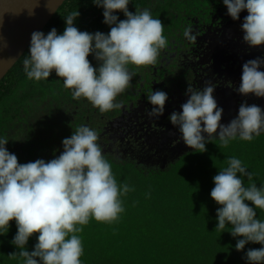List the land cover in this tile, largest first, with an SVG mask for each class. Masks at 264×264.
Listing matches in <instances>:
<instances>
[{
    "label": "clouds",
    "instance_id": "9594fccd",
    "mask_svg": "<svg viewBox=\"0 0 264 264\" xmlns=\"http://www.w3.org/2000/svg\"><path fill=\"white\" fill-rule=\"evenodd\" d=\"M92 2L103 9V23L110 28L107 34L80 31L75 25L79 12H73L64 17L62 33L52 28L47 34H31L23 65L28 79L47 80L54 71L66 88L73 89L74 99L84 97L101 111H108L120 107L114 101L133 78L128 65L156 62L160 49L166 46L164 25L159 18H153L149 9L129 11L130 0ZM223 4L233 20H239L240 13L246 10L248 15L241 24L243 41L249 47L264 45V0H223ZM118 12L126 19L120 20ZM184 36L196 39L191 28L185 30ZM89 55L96 60V66L89 61ZM261 69L264 58L246 61L236 91L243 96L264 97ZM212 85L208 83L200 89L188 86V98L181 111L169 116L183 142L198 153L207 151L206 144L212 140L218 139L226 147L237 138L252 141L264 131V109L246 102L240 104L234 119L222 124L223 108L217 105ZM147 100L154 106L149 117L163 115L167 93L152 91ZM97 141L95 130L81 126L62 140L63 151L58 156L21 164L6 148L9 140L0 137V235L4 229L9 231L10 221L15 220L17 226L11 243L18 251L10 257L19 256L22 264H82L84 248L77 235L83 231L80 226L87 225L90 219L109 224L119 220L125 211L121 197L134 188L126 182L117 183L112 165ZM252 175L240 159L229 157L227 166L213 177L210 196L221 205L215 229L230 225V234L242 237L235 244L237 251L249 243L262 245L249 248L244 259L247 264H264V221L257 218V209L264 210V185L245 186L244 177L251 181ZM37 233V242L29 251L26 245Z\"/></svg>",
    "mask_w": 264,
    "mask_h": 264
},
{
    "label": "trees",
    "instance_id": "16d2710c",
    "mask_svg": "<svg viewBox=\"0 0 264 264\" xmlns=\"http://www.w3.org/2000/svg\"><path fill=\"white\" fill-rule=\"evenodd\" d=\"M221 2L130 0L129 11L149 9L153 18L161 20L166 46L160 49L154 64L128 65L134 75L114 101L120 107L101 111L84 97L74 99L73 89L66 88L54 71L47 80L28 79L23 65L28 50L0 82V137L9 140L6 148L17 156L19 163L53 159L63 151L64 138L79 127L88 126L96 131L97 143L111 163L117 183L126 182L134 188L121 197L125 211L117 222L109 224L90 219L87 225L80 226L83 231L77 235L84 248L80 257L82 264H247L245 252L262 247L249 243L244 250L237 251L235 244L242 237L234 238L230 225L215 229L216 212L221 205L211 198L210 192L214 187L213 177L227 166L229 157L240 159L253 174L251 181L244 177L245 186L264 185V131L252 141L237 138L226 147L215 139L206 144L207 151L203 153L191 150L156 166L111 156L104 148L110 141L108 123L114 122L117 115L136 112L137 117L149 118L143 102L148 101L152 91L167 93L165 104L175 102L178 97L180 106L186 102L185 92L190 86L187 82L193 70H187L184 64L192 63L193 57L183 60L181 56L186 50L192 52L200 47L202 24L219 13V7L223 8ZM76 11L79 17L75 25L80 31L105 34L110 31L103 23V9L92 0H67L43 32L47 34L55 28L62 33L64 17ZM116 14L120 20L126 19L123 13ZM187 28L192 29L196 39L184 36ZM88 59L93 66L97 65L93 56L89 55ZM168 61L172 63L170 67L177 66L186 72L177 73L176 77L166 65ZM200 72L204 73L201 67ZM246 203L255 207L249 201ZM257 218L264 221V210L257 209ZM16 233L15 220L9 222L8 232L2 230L0 264H22L19 256H9L18 251L11 243ZM37 235L26 245L29 251L33 250Z\"/></svg>",
    "mask_w": 264,
    "mask_h": 264
},
{
    "label": "flooded vegetation",
    "instance_id": "af4514ba",
    "mask_svg": "<svg viewBox=\"0 0 264 264\" xmlns=\"http://www.w3.org/2000/svg\"><path fill=\"white\" fill-rule=\"evenodd\" d=\"M219 8V13L215 16L218 22L225 25L226 22L233 21L232 18H229L230 16L226 12L222 11L225 8ZM242 12L240 13V19L248 15L246 10ZM222 28L223 26L216 30L212 28H202L200 47L194 49L192 52H188V50H186L184 56H181V59L184 60L193 57L192 63L189 62L187 65L184 64V68L186 67L187 70H193L191 73L192 78H189V82H187L192 88L200 89L206 84L211 83L213 84L212 86L215 87L213 95L217 101L218 107H233L230 111H225L223 109L221 121L222 124L226 125L237 116L241 103L246 102L249 105L256 104L264 109V97H256L252 96L251 94L248 96H243L239 94L236 91V89L239 87V84H236L234 88H230L231 90L221 88L217 80H215V77L209 72L213 71V69L206 66L205 68L204 66H199V63L206 65V63H208L210 60L217 61L216 67L218 66L217 54L219 51L222 53V50L219 46V43L217 45H212L210 40L215 33L220 35L222 33ZM223 38L227 40L226 36ZM215 49L218 50H216L214 53H211L212 50ZM197 54H203V56L198 57ZM170 64H172L170 61L166 63L168 67H170ZM200 67L203 69L204 73L200 72ZM216 67L214 69H216ZM170 68L173 69L176 77L179 76L177 73L182 74L186 72L182 71L177 66H174V68L171 66ZM239 70L240 69H237V72H239ZM206 72H209V75ZM178 102L179 97L175 99V102L173 101V103H171L170 101L168 104H165L163 115L159 116L158 118L149 117L147 114L146 116L149 118L145 120V116L141 118L137 117L138 114L136 112L130 114L126 112L119 116L117 115L118 117L116 116L113 119L114 122L108 123V129L110 132L108 139L110 141L108 144L104 145L106 152L111 156L129 158L132 160L137 159L140 163L144 162L150 166H156L167 163L168 160L172 158L176 159L183 153L193 150L189 146L188 148H184V146L187 145L180 138L181 134L178 128L173 126L169 120V116L172 112L181 111V106L178 104ZM143 103V106L145 107L143 108L148 112L154 107L148 101H144ZM145 110L141 111V113ZM137 118H140V120H137ZM218 131L219 129L217 132ZM204 135L207 136L206 133ZM180 148L185 150L181 151ZM178 150H180V153H178Z\"/></svg>",
    "mask_w": 264,
    "mask_h": 264
},
{
    "label": "water",
    "instance_id": "95a60500",
    "mask_svg": "<svg viewBox=\"0 0 264 264\" xmlns=\"http://www.w3.org/2000/svg\"><path fill=\"white\" fill-rule=\"evenodd\" d=\"M67 0H0V82Z\"/></svg>",
    "mask_w": 264,
    "mask_h": 264
},
{
    "label": "rangeland",
    "instance_id": "374dc122",
    "mask_svg": "<svg viewBox=\"0 0 264 264\" xmlns=\"http://www.w3.org/2000/svg\"><path fill=\"white\" fill-rule=\"evenodd\" d=\"M222 6L223 8H225L222 11L227 13L226 6L223 3ZM243 20L244 18L233 21L230 20L231 22L228 21L224 25L218 22L215 17H213L210 22H204L202 24V27L204 29L212 28L214 30L223 26L222 33L220 35L215 33L212 39L210 40L212 45H217L219 43V46L221 47L222 50V53L219 51L217 54L218 66L216 67L217 61H213V60H210L208 63H206V65H202L201 63H199V66H206L213 69V71H209V72L215 77V80H217L221 88L230 89V88H234L236 84L240 85L242 65L246 61L255 59L257 57L264 58V45H260L257 47H249L243 41V32L241 31V24ZM225 36L227 40L223 38ZM216 50L218 49L212 50L211 53H214ZM197 56L202 57L203 54ZM215 67L216 69H214ZM237 69H240L239 72H237ZM261 70L264 71V69ZM209 72L206 73L209 75ZM251 95L255 96L254 94ZM232 108L233 107L223 108V109L225 111L227 110L230 111L232 110ZM185 147L188 148V146H184V148ZM180 150L183 151L185 149L180 148ZM180 150H178V153H180Z\"/></svg>",
    "mask_w": 264,
    "mask_h": 264
}]
</instances>
